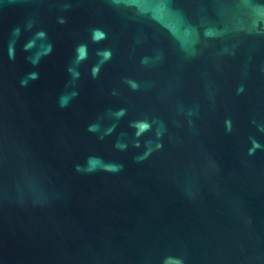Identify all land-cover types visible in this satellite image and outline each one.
Here are the masks:
<instances>
[{
  "label": "water",
  "instance_id": "1",
  "mask_svg": "<svg viewBox=\"0 0 264 264\" xmlns=\"http://www.w3.org/2000/svg\"><path fill=\"white\" fill-rule=\"evenodd\" d=\"M0 264H264V0H0Z\"/></svg>",
  "mask_w": 264,
  "mask_h": 264
}]
</instances>
